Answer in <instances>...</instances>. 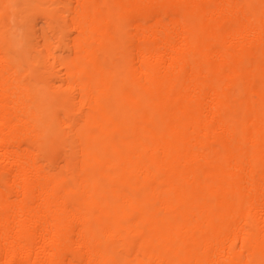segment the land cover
Returning <instances> with one entry per match:
<instances>
[{"label":"bare ground","instance_id":"bare-ground-1","mask_svg":"<svg viewBox=\"0 0 264 264\" xmlns=\"http://www.w3.org/2000/svg\"><path fill=\"white\" fill-rule=\"evenodd\" d=\"M0 264H264V0H0Z\"/></svg>","mask_w":264,"mask_h":264}]
</instances>
